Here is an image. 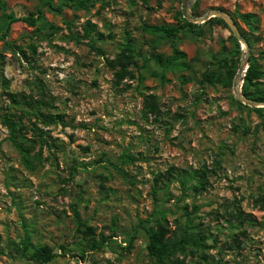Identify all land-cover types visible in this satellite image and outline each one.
<instances>
[{
	"label": "rangeland",
	"instance_id": "obj_1",
	"mask_svg": "<svg viewBox=\"0 0 264 264\" xmlns=\"http://www.w3.org/2000/svg\"><path fill=\"white\" fill-rule=\"evenodd\" d=\"M66 1L0 0L9 14L38 18L33 27L12 24L5 35L0 7V115L10 112L8 93L40 98L44 89L52 99L47 112L65 120L64 125L38 123L50 145L42 149V162L27 169L0 119V251L5 252L0 264H41L12 249L26 229L33 244L57 252L47 264H165L148 257V238L139 227L140 222L153 226L160 211L172 229L176 219L190 218L208 232L207 262L199 263L188 251L178 256L186 264H264V209L254 205L264 195V106L245 105L234 88L199 83L219 59L234 57L240 65L242 54H232L236 44L229 27L207 22L194 33L168 39L141 25L179 24V13L192 0H149L148 5L102 0L88 10L67 7ZM215 10L234 18L251 41L250 59L264 72V0H198L190 9L196 16ZM246 14L255 17L246 20ZM88 21L97 26L93 40L105 56L91 50V40L77 43L70 37L83 36ZM126 40L141 54L133 70L143 81L128 82L131 88L122 91L106 58L114 59ZM174 47L187 55L189 68L165 72L152 56H171ZM149 94L160 101L158 122L143 108ZM27 136L37 138L31 131ZM125 154L133 160L124 162ZM216 161L221 168L200 194L191 189L194 180L185 189L178 179L168 186L155 181L172 166L192 172L212 169ZM75 207L98 234L114 236L101 251L82 256ZM237 210L250 214L252 223L235 226L229 214ZM233 235L241 249L231 245ZM132 237L133 247L126 251Z\"/></svg>",
	"mask_w": 264,
	"mask_h": 264
},
{
	"label": "trees",
	"instance_id": "obj_2",
	"mask_svg": "<svg viewBox=\"0 0 264 264\" xmlns=\"http://www.w3.org/2000/svg\"><path fill=\"white\" fill-rule=\"evenodd\" d=\"M102 0H67L65 6L74 8L76 10H88L94 3ZM144 5H148L149 0H141ZM48 6L57 10L62 11L61 6H54L50 1L47 2ZM0 7L3 10V18L7 21V27L5 35L10 30L12 24L16 22H25L29 26L33 27L37 25L38 18H34L33 15L26 17H16L13 14H9L5 10L4 3L0 2ZM198 3L195 6L197 9ZM42 14V10H40ZM195 15H198L196 12ZM181 22L176 25H150L143 23L141 30L151 35H159L168 39H175L178 35L183 33H194L195 29L199 27V24H194L183 18L182 13H179ZM246 20H250L255 16L253 14H246L243 16ZM209 22H217L224 24L226 23L221 18H212ZM207 23V22H206ZM98 33L97 26L90 21L85 24V34L80 36L78 34L71 33L70 37L77 43H82L83 40H91L89 46L92 51L96 52L101 56H105L106 52L96 46L93 40V34ZM103 37L102 34H99ZM49 37V36H47ZM250 45L251 41L246 38ZM236 47L232 54L240 56L242 54L241 45L234 37ZM17 50L27 57V54L22 48L17 47ZM141 57L139 51H137L134 43L130 40H126L125 43L120 45L119 52L114 59L106 58L107 65L114 70V84L117 88H121L122 91H127L131 88V83L135 80L139 82L143 81V78H138L133 67L137 64V58ZM152 59L163 69V71H172L174 69L186 70L189 68L187 64V55L179 50L177 47L173 48V54L168 57H164L162 54H155ZM3 57L0 56V61ZM238 62L231 59H219L210 67H208L202 74L199 83L201 86L209 85H220L223 88H233L234 79L238 72ZM264 78V72L257 66V64L250 59V64L246 76L244 77V83L242 87L243 94L255 101L264 102V88L262 79ZM11 106H9L10 112L0 115V119L5 127L10 132V141L15 149L20 153L22 162L27 169H34L37 163L42 162V149L45 146L50 145L49 139L45 136L44 131L38 127V123L44 125H57L65 124L63 115H54L48 113L52 107V99L46 90L42 89L40 98L35 97L33 94L25 93H8ZM143 108L145 112L152 115L155 122L160 121L161 106L158 97L154 94H149L144 97ZM15 112H12V111ZM35 119V122H33ZM31 125V126H29ZM32 132L35 139L29 138L27 132ZM40 144V151L36 152V146ZM133 156L125 154L123 161H132ZM113 165V164H112ZM117 170L120 171L121 167L113 165ZM221 168L219 161H216L215 166L212 169L204 167L201 170L186 171L179 170L175 166L170 167L165 172H161L156 175L155 181L164 185H169L174 180H179L181 186L185 189L187 184L194 180L195 184L191 186V189L196 194H200L211 186L210 177L216 173L217 169ZM254 205L264 209V195H261L254 199ZM75 223L77 226L78 233L81 234V254L85 257L86 252H98L105 248L114 236H106L104 233H97V229L90 226L87 222L83 221L81 214L77 207L74 208ZM159 218L155 221L154 225L150 228H146L144 222H140L139 227L146 232L148 238L147 251L148 257L152 260L159 259L165 264H186V260L179 259L178 256H184L188 251L192 255H195L199 263L207 262L208 255L205 253L208 247V232L205 229L198 227L193 220L187 218L182 223L176 219L174 225L176 229H172L166 213L164 211L159 212ZM229 217L234 221V225L237 224L242 227L245 223H252L250 214H245L241 210L232 212ZM240 235H245V231L240 232ZM132 237L126 251H130L133 247ZM235 245L236 248L241 249V240L237 235H233V241L231 245ZM12 249L15 254L35 260L41 264H47L54 260L58 254L57 252L48 245H35L32 243L30 234L26 229L24 240L21 243L12 241ZM5 252L0 251V254Z\"/></svg>",
	"mask_w": 264,
	"mask_h": 264
},
{
	"label": "water",
	"instance_id": "obj_3",
	"mask_svg": "<svg viewBox=\"0 0 264 264\" xmlns=\"http://www.w3.org/2000/svg\"><path fill=\"white\" fill-rule=\"evenodd\" d=\"M197 1L198 0H192L183 7L182 13L184 18L187 21L192 22L194 24H204L212 18H221L225 21L231 33L234 35L238 43H240L242 49V60L239 65V69L233 83V88L237 96V99L242 103H244L245 105H249L252 107H263L264 102L251 100L247 98L242 92L244 77L246 76L250 64L251 45L249 44L248 40L241 33L234 18L226 12L215 10V11H209L206 15L203 16H196L195 14H193L190 11V9Z\"/></svg>",
	"mask_w": 264,
	"mask_h": 264
},
{
	"label": "bare ground",
	"instance_id": "obj_4",
	"mask_svg": "<svg viewBox=\"0 0 264 264\" xmlns=\"http://www.w3.org/2000/svg\"><path fill=\"white\" fill-rule=\"evenodd\" d=\"M243 48H244V45H243Z\"/></svg>",
	"mask_w": 264,
	"mask_h": 264
}]
</instances>
